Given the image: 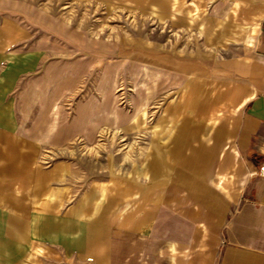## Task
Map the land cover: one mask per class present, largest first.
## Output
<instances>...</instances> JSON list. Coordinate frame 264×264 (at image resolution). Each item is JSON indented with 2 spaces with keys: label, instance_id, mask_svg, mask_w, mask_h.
I'll return each instance as SVG.
<instances>
[{
  "label": "crops",
  "instance_id": "obj_1",
  "mask_svg": "<svg viewBox=\"0 0 264 264\" xmlns=\"http://www.w3.org/2000/svg\"><path fill=\"white\" fill-rule=\"evenodd\" d=\"M200 10L203 60L145 162L101 178L92 170L89 181L45 159L59 108L40 121L47 133L31 131L20 82L33 68L12 51L26 33L2 22L0 264H264V0H203Z\"/></svg>",
  "mask_w": 264,
  "mask_h": 264
},
{
  "label": "rangeland",
  "instance_id": "obj_2",
  "mask_svg": "<svg viewBox=\"0 0 264 264\" xmlns=\"http://www.w3.org/2000/svg\"><path fill=\"white\" fill-rule=\"evenodd\" d=\"M172 2L0 0V25L13 20L26 33L12 51L33 68L20 82L23 116L36 118L31 131L47 133L43 118L59 108L61 134L45 141L48 162L76 165L83 181L92 170L101 178L145 162L159 119L205 54L203 0ZM143 66L159 79L145 80Z\"/></svg>",
  "mask_w": 264,
  "mask_h": 264
}]
</instances>
